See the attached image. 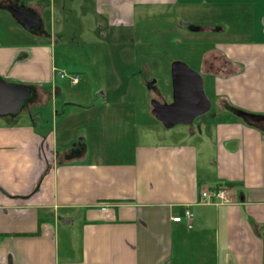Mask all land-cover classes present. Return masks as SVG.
I'll use <instances>...</instances> for the list:
<instances>
[{"label":"crops","instance_id":"0c3cea01","mask_svg":"<svg viewBox=\"0 0 264 264\" xmlns=\"http://www.w3.org/2000/svg\"><path fill=\"white\" fill-rule=\"evenodd\" d=\"M20 3L39 23L33 32L11 11ZM195 11L196 19L231 21L239 32L179 21L178 30L210 33L211 47L199 70L171 66L170 101L165 80L145 63L139 72H101L96 90L106 100L92 113L59 102L89 86L57 81V72L78 75L56 60L75 42L66 31L81 29L80 39L109 61L125 31L137 37L145 23ZM0 25V81L26 92L17 113L0 115V264H264V128L247 121L264 119V0H0ZM123 58L135 61L128 50ZM174 65L187 69L177 76L192 98L199 78L203 101L185 105L168 126L154 109L181 99ZM142 91L152 96L144 110L154 121L108 117L129 113L126 94ZM54 97L58 120L31 114ZM172 114L166 121L178 118ZM113 126L131 137L120 149L100 140L116 137ZM220 186L233 204L200 203L203 190Z\"/></svg>","mask_w":264,"mask_h":264},{"label":"rangeland","instance_id":"374dc122","mask_svg":"<svg viewBox=\"0 0 264 264\" xmlns=\"http://www.w3.org/2000/svg\"><path fill=\"white\" fill-rule=\"evenodd\" d=\"M197 12H193L190 16L183 15L181 18L176 16L173 21V17L170 20H161L158 18L156 21L145 23V29L140 30V36L131 37L130 31H125L123 34V45L118 46L115 51L111 53V58L109 61L107 59L102 58V55L99 52V48L90 44L88 39H84L85 36L81 38L82 30L77 29V27L72 31H66L65 39L70 41H75L71 45L67 46L68 50L66 52H62L61 49L56 52V60L59 62L60 66H64V69L67 72H78V76L80 77L79 86L75 88H70L67 86V82L59 79L57 77V81L65 86V89L71 90H79L83 81L88 83L87 92H82L80 96H69V97H61L59 98V102H69L74 104H80L85 108H91L89 110L92 113L96 110L103 101V96L97 93V88L100 80V73H104L106 71H115L117 73L120 72H139L142 70L143 64H147L149 66V72L151 75H158L159 80H165L166 87L162 90V96L165 94L168 97L167 100L170 101L172 96V76H171V66L175 64V62L184 63L187 66L191 67L194 70H199V63L203 52H205L211 46L208 44V39L205 37L212 38L210 33H196L193 31H189L186 27H182L183 29L178 30L176 26L179 24V21L189 23L195 27L209 26L213 29L215 28H223L225 33H237V25H235L231 21L224 20H216L213 25H210L205 20H199L195 17L197 16ZM2 27V25H0ZM95 26H98L96 24ZM96 33L93 35L97 41L102 40L101 30L95 29ZM0 32L2 30L0 29ZM119 33V37H120ZM77 37V39H74ZM60 39H63L60 37ZM128 50L130 53H133L135 61L133 64H126L124 61V53ZM118 54V58H117ZM58 75V74H57ZM138 78L141 74H137ZM124 81L125 79H121ZM206 80V79H205ZM65 83V84H64ZM83 85V84H82ZM206 93L208 96L209 89L208 86H205ZM28 92V91H27ZM73 94V93H71ZM70 95V94H69ZM105 95V94H104ZM46 97L43 99L45 100ZM124 98H122L123 100ZM28 100H31V94L28 97ZM213 103V108H215V101L211 99ZM126 104L124 108H129V113H120L118 115L111 114L108 117L110 119H124L126 114L129 115L128 120L132 118H137V120H152L149 117L145 110V104L148 105L153 102L152 96L145 91L140 92L138 95H127L124 99ZM26 101L23 102L19 114H22L24 111L23 108L25 106ZM58 98H51L47 100L42 107L34 108V112L31 113L34 117H38L41 121H55L58 120V112H59V103ZM70 109H75L69 107ZM71 112V111H69ZM37 113H40L39 115ZM69 121H74V116L70 115L66 117ZM88 126H80V131L88 136ZM112 132L116 134V137L108 138L104 137L101 140L102 143H115L112 146V149H120L130 142L131 137L127 134L126 136L120 135L121 127L113 126ZM78 129V127H75ZM128 129V128H127ZM164 129V128H163ZM79 131L75 132L77 134Z\"/></svg>","mask_w":264,"mask_h":264},{"label":"water","instance_id":"95a60500","mask_svg":"<svg viewBox=\"0 0 264 264\" xmlns=\"http://www.w3.org/2000/svg\"><path fill=\"white\" fill-rule=\"evenodd\" d=\"M15 19L22 23L24 27L29 31L33 32L35 27L39 26V23L36 21L33 15L27 14L24 10L23 3H20L19 6L14 7L11 9ZM186 68L181 65H174L173 66V78H174V87L175 90H178L180 87L183 88L181 99L178 98L177 105L172 108H157L155 106L154 113L159 117L165 120V122L169 125L173 124L175 120H181L180 112L184 109V106L187 105L188 107H193L197 104V102L203 101L202 93H201V83L199 82V78H196L197 87L195 97L187 93L185 85L182 86L181 82H179V78L177 76L180 70H185ZM187 71V69H186ZM191 76H194L189 72ZM26 92L21 88H14L6 83L0 81V115H12L17 113L19 107L21 105L22 100L25 98ZM191 99V100H189ZM172 112V115H175L174 119L167 120L166 113ZM247 121L252 125L261 126L264 128V119L262 118H255V117H247Z\"/></svg>","mask_w":264,"mask_h":264},{"label":"built area","instance_id":"2783aa9c","mask_svg":"<svg viewBox=\"0 0 264 264\" xmlns=\"http://www.w3.org/2000/svg\"><path fill=\"white\" fill-rule=\"evenodd\" d=\"M59 78L63 81H66L70 86H75L79 83L80 77L77 74L57 72ZM200 203L214 204V205H231L230 189L226 186H220L212 190H203L200 196ZM105 206L101 207V210H105ZM193 217V214L185 209L184 218L187 221H190ZM174 223H179L182 218L175 217L172 219Z\"/></svg>","mask_w":264,"mask_h":264}]
</instances>
